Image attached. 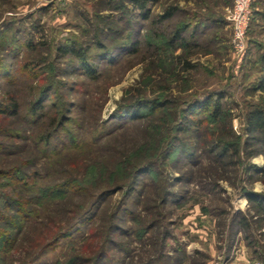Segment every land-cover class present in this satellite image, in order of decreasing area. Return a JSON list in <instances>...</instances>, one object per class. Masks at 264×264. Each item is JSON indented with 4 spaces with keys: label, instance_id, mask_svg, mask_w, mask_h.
I'll return each mask as SVG.
<instances>
[{
    "label": "rangeland",
    "instance_id": "rangeland-1",
    "mask_svg": "<svg viewBox=\"0 0 264 264\" xmlns=\"http://www.w3.org/2000/svg\"><path fill=\"white\" fill-rule=\"evenodd\" d=\"M169 5L173 15L154 23ZM231 5L154 0L144 19L132 0H0V65L14 64L17 79L12 86L0 79V96L9 92L20 108L17 121L0 120L17 132L0 136L8 146L0 167L25 163L38 173L23 194L32 197V216L19 224L3 264H264V211L245 196L264 199L262 135L247 128L249 111L264 114V0L252 1L244 54L231 47L224 19ZM68 40L85 48L95 78L60 72L58 47ZM26 61L36 64L37 81L20 71ZM51 82H66L59 92L72 101V120L63 125L69 138L44 144L37 138L51 98L37 124L23 112L31 87ZM219 91L218 117L200 112V126H178L190 104ZM138 99L162 106L135 123L110 118ZM171 134L182 149L164 157ZM189 149L192 158L182 154ZM148 161L149 172L123 192L132 169ZM66 180L79 189L51 188ZM75 226L49 246L58 230Z\"/></svg>",
    "mask_w": 264,
    "mask_h": 264
},
{
    "label": "trees",
    "instance_id": "trees-1",
    "mask_svg": "<svg viewBox=\"0 0 264 264\" xmlns=\"http://www.w3.org/2000/svg\"><path fill=\"white\" fill-rule=\"evenodd\" d=\"M154 0H132L135 7L139 8L142 11L141 17L144 19H148L151 17V10L148 3H152ZM176 6L169 5L164 9L163 12H160L154 19V23H160L165 19H168L175 12ZM253 13V12H252ZM188 24V21L182 22V24L176 28H185ZM195 28H199L198 24L195 22ZM179 30H175L172 34V40L178 38ZM136 43V41H135ZM29 48H32L30 42L27 43ZM18 50L17 48H14ZM85 48L81 46H76V43L73 41H67L64 44L58 47L57 57L64 61L62 63V67L60 68V72H80L89 78H95L97 72V66L93 61L88 59L86 56ZM18 52V51H17ZM36 64L31 61H26L22 63V67L20 71L25 75L29 76V80H36L37 70ZM14 64L12 65H0V79L1 81L9 86L16 84L17 79L15 78L14 73ZM59 81V80H58ZM35 83V82H34ZM66 83V82H65ZM62 82L48 83V86L36 87V83L34 84V88L36 92L32 96L33 98L29 102L28 109H26L23 115V119L29 123L37 124L39 118L42 115V109L45 106V101L51 98L50 107L52 109L51 113L48 115V119L46 123L43 125L42 130L39 132V138H37L38 142H42L44 144L49 143L51 140H55V143L61 136H65V138H69L66 133H64V127L67 122L71 121L72 118L69 114V107L72 105V101L66 95H61L59 92L62 86L66 87V84ZM264 85V80L261 82ZM70 87L74 85L73 82L70 83ZM38 85V84H37ZM68 86V84H67ZM221 93L222 91L215 92L214 94H209L207 97L194 101L190 104L188 112L184 115L183 120L180 121L178 126L181 128L195 127L201 125V118H198L197 115H200V112H209L213 117H218L219 110L221 108ZM53 97V98H52ZM162 106V102L153 101V100H145L138 99L133 103L121 104L114 112V114L110 118L114 117H124L123 120L130 122L141 121L145 115L153 112L157 107ZM145 108L147 112H141V110ZM124 110V111H123ZM123 114H126L125 116ZM195 115V116H194ZM20 116V108L16 99L7 92L6 95L0 96V120L3 122L7 121L8 118H16ZM195 117V118H190ZM8 126V127H7ZM9 123H0V136H14L16 131L9 130ZM247 128L250 133H261L262 137L260 138L261 143L264 146V114L261 110L255 109L249 111L247 114ZM18 135V134H17ZM180 137L177 134H171L170 138L166 142V152L163 153L164 157L168 155L171 150L176 148L179 151L181 146H179ZM71 140V139H70ZM5 147L4 143L0 142V151H3ZM224 149V148H222ZM184 155L186 157L192 158L193 152L192 150L186 151L183 150ZM221 152L217 153L220 156ZM25 163L23 165H7L0 167V264H3L5 259V252L7 247L13 246L12 244L15 242V232L17 229H20L19 224L26 220L30 219L32 214L30 213V209H28V205L31 202V198L24 197L25 189H32L33 185L37 178V172H27L24 168ZM150 165L149 161L145 162L142 165L136 166L130 172L128 182L125 184V189L123 192L129 193L135 189L136 183L139 181V176L143 174H147L149 172ZM260 171H264L262 168ZM140 182V181H139ZM4 185V188L3 186ZM53 190H66V189H79L78 183L75 180H66L57 183L55 186L51 187ZM121 188V186H119ZM122 189V188H121ZM114 190H104L100 195L108 196ZM248 202L254 203L257 205V208L264 211V199L261 195L254 192H247L245 194ZM88 218L79 221V223L84 224ZM71 229L79 230L78 226L74 228H70V230H58L54 236L52 242L49 243L50 247H53L58 241L59 237L70 234ZM111 241V240H110ZM47 247V245H46ZM43 248L41 252L43 253L47 248Z\"/></svg>",
    "mask_w": 264,
    "mask_h": 264
},
{
    "label": "built area",
    "instance_id": "built-area-1",
    "mask_svg": "<svg viewBox=\"0 0 264 264\" xmlns=\"http://www.w3.org/2000/svg\"><path fill=\"white\" fill-rule=\"evenodd\" d=\"M253 0H232L224 19L231 29V47L236 54H244L247 47V28L252 16Z\"/></svg>",
    "mask_w": 264,
    "mask_h": 264
}]
</instances>
